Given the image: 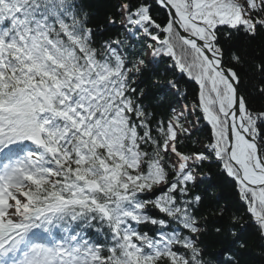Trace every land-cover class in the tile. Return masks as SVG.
<instances>
[{
	"label": "snow or ice",
	"instance_id": "obj_1",
	"mask_svg": "<svg viewBox=\"0 0 264 264\" xmlns=\"http://www.w3.org/2000/svg\"><path fill=\"white\" fill-rule=\"evenodd\" d=\"M108 9L0 0V264H264V0Z\"/></svg>",
	"mask_w": 264,
	"mask_h": 264
},
{
	"label": "trees",
	"instance_id": "obj_2",
	"mask_svg": "<svg viewBox=\"0 0 264 264\" xmlns=\"http://www.w3.org/2000/svg\"><path fill=\"white\" fill-rule=\"evenodd\" d=\"M93 2L96 5V10L99 12L100 17L102 18L104 13L108 11V0H93ZM259 43V41L257 42ZM168 63H171L169 61ZM163 65L161 70H163ZM173 78L172 73H169L168 75L162 76L161 80L162 83H166L168 79ZM181 87L186 90L189 96V100L195 97L196 91H197V86L195 85L194 82L188 81L186 79L181 80ZM158 90H153L155 93ZM168 100H171V96L167 98ZM207 130L205 129L204 131L198 132L193 139H204L206 136ZM208 169L206 168L205 171ZM201 188H207L209 189L214 195L216 196H222L224 197L225 200L234 198L235 193L233 189L230 186H226L224 183L223 178L217 173L215 169L212 170V179H206L204 183L201 185ZM252 248H255V244L250 242ZM210 251L215 252L218 251V247H213L210 249ZM250 257H255V251H252L249 253ZM243 264H259V258L255 257V259H245L243 261Z\"/></svg>",
	"mask_w": 264,
	"mask_h": 264
}]
</instances>
